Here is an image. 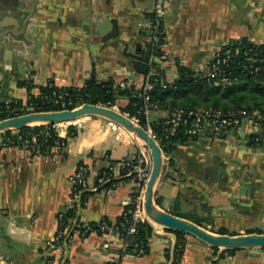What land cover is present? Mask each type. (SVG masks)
I'll return each mask as SVG.
<instances>
[{
	"label": "crops",
	"instance_id": "obj_1",
	"mask_svg": "<svg viewBox=\"0 0 264 264\" xmlns=\"http://www.w3.org/2000/svg\"><path fill=\"white\" fill-rule=\"evenodd\" d=\"M157 5L163 7V51L169 59L156 62L166 82L176 77V60L204 73L209 59L229 41L264 44V0H0V102H25L27 79L33 95L49 81L59 88L81 87L92 74L99 82L117 83L125 77L139 81L133 56L150 40L147 28L152 22L146 14L155 13ZM4 38L10 47L3 45ZM127 102L126 97L118 99L119 105ZM167 115L152 109L148 119ZM72 125L74 135H68L65 125L57 128L72 148V154L59 161L3 147L0 134V264H62L69 234L65 264H169L165 252L177 235L164 227H156L147 253L141 255L127 253L129 238L119 239L114 228L79 233L81 223L114 224L133 194V176L128 171L122 175V166H116V183L98 190L106 155L118 163L142 152L143 145L102 117L84 116ZM252 134L261 141L256 147L247 144ZM174 156L175 167L165 170L155 189L162 209L169 212L178 201L181 212L210 218L213 225L206 227L213 231L264 230L263 130L245 120L221 138L207 130L178 146ZM77 157L88 167V187L74 198L67 178L74 168H67ZM213 165L226 177H205ZM83 192L87 194L82 198ZM72 203L79 218L72 229L66 227L62 247L51 248L59 217ZM182 241L177 264H264L262 248L219 257L221 250L213 255L211 247L191 235L183 234Z\"/></svg>",
	"mask_w": 264,
	"mask_h": 264
},
{
	"label": "trees",
	"instance_id": "obj_2",
	"mask_svg": "<svg viewBox=\"0 0 264 264\" xmlns=\"http://www.w3.org/2000/svg\"><path fill=\"white\" fill-rule=\"evenodd\" d=\"M147 19L151 21L150 28H147L150 36V40L147 41L143 46H140L133 60L137 63L139 67V77H143L144 81H149L153 87L148 94V101L144 102L142 98L137 96L140 91L134 83L128 86L120 88L115 79H109L107 81L99 82L95 79L94 74H92L81 87H68L64 88L74 100L78 99L82 102L101 104L105 106H117L120 111L129 115V117H135L138 119V123L143 127L149 126L154 135V139L158 142L163 156L164 165L162 174L164 175L165 170L169 168H174L176 165V159L174 156V151L180 145H186L190 141H194L199 137V134H189L186 129L191 127V119H186V123L180 124L174 135L165 138L162 135V127L164 118H159L156 120L149 121L148 117L144 114L145 103L151 106V109H159L162 111H167L168 114L175 109H191V108H202V109H217L222 113L227 115H240L241 112H245L248 115H257L264 118V60L262 57L257 58L253 62H249L244 59L242 52L237 53L231 63H230V73L228 74L229 80L227 82H222L213 76H207L202 72H196L189 69L185 65H182L175 61L176 65V77L171 82H166L162 77V68L159 64L154 61H150V57L153 56L157 58L164 53L163 44L165 43V32L163 28V17L159 18L155 16L154 12H149L146 14ZM142 32H146L142 29ZM156 38V39H155ZM155 42V43H154ZM154 43V45H152ZM227 47L234 52V49L240 47L245 50L247 47L255 48L258 47L264 51V44H254L246 39L234 40L227 42ZM240 50V49H239ZM152 70L154 74H151ZM127 77L122 79L126 81ZM24 86L28 90V94L31 96L30 101L35 102L37 99L30 93V81L27 79L23 81ZM47 92L45 86L40 88V94ZM27 94V95H28ZM120 97H126L128 102L126 105H119L118 99ZM28 101V103L30 102ZM22 107V111H25L27 104L22 102L9 104L6 108L4 103L0 102V119L13 116L15 110ZM71 107V106H67ZM56 110L61 109L60 105H42L41 107H36L38 110ZM261 125L264 126V119L261 120ZM44 126H33L25 127L20 130L5 131L2 134L3 138L12 136V133L17 131L19 133H37ZM77 129L73 125L67 126L68 135H74ZM47 144L51 145L57 139H61L57 136V132L54 128L48 129ZM66 141L65 137H62ZM257 135L252 134L248 140L249 147H256L261 144L260 140H256ZM43 139H40V141ZM108 154V153H106ZM107 156V155H106ZM109 160V159H108ZM112 163L114 161L109 160ZM84 164L82 161L78 164ZM77 165V166H78ZM85 165V164H84ZM128 166H123L121 169V174H125L128 171ZM108 173L106 167H102L99 171L97 179ZM133 176V174H131ZM117 179L112 175L109 180L103 183H97L98 190L102 188L112 187ZM87 193L83 192V196ZM155 203L160 205L159 198H154ZM135 206L132 204H126L123 211L118 216L114 223V227L118 226V230L124 233V239H128L131 235L127 234L130 224H134L136 232L132 234L134 236V243L138 244L131 246L127 249V253L137 255L138 247L143 248V253L148 251L149 239L153 234L152 227L146 221H133L132 212ZM77 206L72 203L67 213L62 215L61 226L68 227V230L72 229V224L77 216ZM170 213L188 219L195 224L208 229L207 224L213 225L210 218L201 217L193 212H181L179 210L178 201H175L172 205ZM107 222V221H106ZM109 225L111 223L107 222ZM76 229V228H75ZM81 230V228H79ZM210 230V229H208ZM213 231V230H210ZM216 233L219 234H229L235 235L236 232L229 231L224 227H217L215 229ZM264 233V230L253 229L247 230L246 233ZM99 233V232H98ZM177 235V242L173 251L166 250L165 256L169 260L171 259V264H177L180 261L183 252V241L182 232H175ZM264 249V247L262 248ZM220 249L212 248L213 255ZM235 250H221L219 257L223 253H233ZM106 264H117L109 262Z\"/></svg>",
	"mask_w": 264,
	"mask_h": 264
},
{
	"label": "built area",
	"instance_id": "obj_3",
	"mask_svg": "<svg viewBox=\"0 0 264 264\" xmlns=\"http://www.w3.org/2000/svg\"><path fill=\"white\" fill-rule=\"evenodd\" d=\"M154 11L156 17H163V7L161 5H157ZM154 43L152 45H154ZM238 52H242L244 59L249 62H253L254 60L260 57H262V59L264 60V51L258 47H255L254 49L251 47H247L245 50L241 49L240 47H237L234 49V52H232V50L227 47V43H225L220 46V48L216 51L212 58L209 59V61L207 62V70L204 72V74L207 76H213L222 82H227L229 80L228 74L230 73V63L233 57ZM153 59L154 61H161L167 60L169 59V57L166 53H163L157 58L151 56L150 61H153ZM151 74H154L153 70ZM131 83H134L136 87L140 89V91L137 93V96L142 98L144 102H147L148 94L152 89L153 85L149 81H144L143 77H140L139 81H132V79L127 78L126 81H118L116 84L120 88H123L124 86H128ZM45 87L47 88V92L42 94L39 93L38 95L31 94L37 99L35 102L30 101L31 96L28 94L23 104H27V107H32L35 109L36 107H41L42 105L48 104L60 105L62 108H67V106H71L68 108H72L83 103L81 100H74L72 97H70L66 89L55 86L54 83L51 81L46 83ZM28 101L30 102L28 103ZM17 102V100L13 101V103ZM3 103L5 104L6 108H8L11 102L5 101ZM18 109L22 110L23 108L20 107ZM38 110H41V108H38ZM151 110V106L145 103L144 114L146 115V118L148 117L149 112ZM132 118L136 122H138L137 118ZM188 118L191 119V127L186 129L189 134H202L208 130L210 135H212L213 137L221 138L226 134L229 129L239 126L244 120L251 123L252 127L256 130L264 131V126L261 125V120H263L264 118L255 114L248 115L245 112H241L239 116L235 114L227 115L217 109L191 108L187 110L175 109L170 112L164 118L162 135L165 138L174 135L180 124L186 123V119ZM72 124L73 122L45 125L37 133H19L15 131L12 133V136L2 138L1 145L3 147H17L19 149L27 151L32 156L49 155L55 157L56 159H58V161L63 160L72 154V148L67 143V141L63 140L62 136L58 133L57 128L60 125L68 126ZM51 128L55 129V131L57 132V136H59L61 139H57L53 142V144L48 145L46 136L48 135V129ZM144 128L147 129L148 132L154 137L152 130L149 126H146ZM40 139L43 140L40 141ZM124 165L129 167L128 172L130 174H133L135 184L133 194L127 204H132L135 206L132 212L133 221H143V191L145 183L148 179V171H146V168L150 166V156L148 152L146 154L143 150L134 157H126L121 159L118 163L110 162L108 160V157L106 156L105 167L108 173H104L103 176L99 177L98 182L102 183L104 181L109 180V177L111 175L114 177L116 175V166L123 167ZM87 174L88 167L84 164L75 166L74 169L68 174L67 178L70 184L72 185V189L74 191V198L77 196L80 190L86 189L88 187ZM59 220L61 224L62 215H60ZM78 227L81 228V230L79 229V233L81 235H86L92 232L106 233L110 229L114 228L118 233L119 239L123 240L125 238L124 233H121L118 230V226L114 227V224L109 225L105 220L99 221L97 223H81ZM66 230V226L60 225L53 241L50 243L51 248L58 249L62 247L64 236L66 235ZM135 232L136 229L134 224H130L126 233L132 235ZM142 253L143 248L138 247L137 255H141Z\"/></svg>",
	"mask_w": 264,
	"mask_h": 264
},
{
	"label": "water",
	"instance_id": "obj_4",
	"mask_svg": "<svg viewBox=\"0 0 264 264\" xmlns=\"http://www.w3.org/2000/svg\"><path fill=\"white\" fill-rule=\"evenodd\" d=\"M176 1V0H175ZM3 45L10 47L7 39L4 38ZM136 75L139 76V67L136 66ZM175 78V77H174ZM173 78V79H174ZM170 79L168 82H171ZM84 116H97L102 117L110 122L123 128L130 133L135 139L143 143V147L146 148L150 156V166L146 168L148 171V179L144 186L142 211L143 219L146 221L155 232L157 226H161L172 232H182L184 234L191 235L199 241L207 244L211 248H218L220 250H238L246 248H263L264 247V233H242V234H219L208 229H205L194 222L176 216L155 203V189L156 185L161 177L164 156L158 142L154 137L145 129L142 125L136 122L128 114L117 110L114 106H105L101 104H92L83 102L72 108H61L56 110H35L32 107H27L25 111L16 109L13 116L0 119V134L5 131L20 130L25 127L33 126H45L51 124H61L67 122H73ZM142 147V151L144 150ZM81 161V157H77L75 161L67 168L72 169L77 166ZM205 177L213 180H220L226 177V174L222 168L218 165H213L206 169ZM81 196L79 197V205ZM62 210V207H60ZM79 218V214L76 216L75 221ZM70 235V234H69ZM69 235L64 241L65 257L62 264L66 262L67 255V241ZM129 246L133 245L134 236L129 237ZM176 238L171 249L173 254ZM171 259L169 264H171Z\"/></svg>",
	"mask_w": 264,
	"mask_h": 264
},
{
	"label": "rangeland",
	"instance_id": "obj_5",
	"mask_svg": "<svg viewBox=\"0 0 264 264\" xmlns=\"http://www.w3.org/2000/svg\"><path fill=\"white\" fill-rule=\"evenodd\" d=\"M117 110H119V108L116 106L115 107ZM139 141V140H138ZM140 143H141V145H143V143L140 141ZM144 149V151H145V153L147 154V150H146V148H143Z\"/></svg>",
	"mask_w": 264,
	"mask_h": 264
}]
</instances>
